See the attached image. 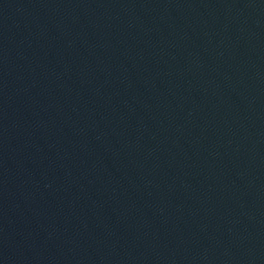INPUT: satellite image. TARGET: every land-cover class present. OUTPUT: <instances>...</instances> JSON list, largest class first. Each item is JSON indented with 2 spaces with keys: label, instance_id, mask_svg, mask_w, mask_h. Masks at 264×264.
<instances>
[{
  "label": "water",
  "instance_id": "water-1",
  "mask_svg": "<svg viewBox=\"0 0 264 264\" xmlns=\"http://www.w3.org/2000/svg\"><path fill=\"white\" fill-rule=\"evenodd\" d=\"M0 264H264V0H0Z\"/></svg>",
  "mask_w": 264,
  "mask_h": 264
}]
</instances>
